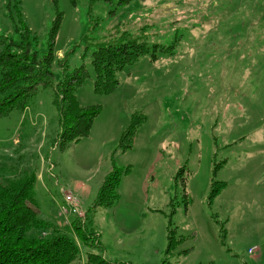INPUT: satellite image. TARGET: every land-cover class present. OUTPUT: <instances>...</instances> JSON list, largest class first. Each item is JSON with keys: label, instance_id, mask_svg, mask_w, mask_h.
<instances>
[{"label": "rangeland", "instance_id": "374dc122", "mask_svg": "<svg viewBox=\"0 0 264 264\" xmlns=\"http://www.w3.org/2000/svg\"><path fill=\"white\" fill-rule=\"evenodd\" d=\"M18 2L40 58L60 14L54 85L0 118V188L32 180L35 210L52 225L29 235L75 239L73 264L89 253L122 264H264V0H0V35L16 46ZM127 38L151 53L117 73L112 94H96L94 52ZM83 66L90 78L76 96L102 111L88 137L61 151L56 96ZM134 114L145 122L121 152ZM113 167L130 170L120 198L95 207ZM217 182L225 187L210 199ZM172 229L183 241L168 255Z\"/></svg>", "mask_w": 264, "mask_h": 264}, {"label": "trees", "instance_id": "16d2710c", "mask_svg": "<svg viewBox=\"0 0 264 264\" xmlns=\"http://www.w3.org/2000/svg\"><path fill=\"white\" fill-rule=\"evenodd\" d=\"M131 0H121L122 4ZM11 7V6H10ZM10 10V17L22 25V44L16 46L0 35V118L8 116L14 110L24 112L31 97L38 87L54 85L55 75L52 66L56 60L55 39L60 29V14L53 22L49 51L42 58L32 51L30 36L32 31L27 26L21 8V2ZM16 22V21H15ZM19 33V28H17ZM18 48L19 52L13 51ZM157 47H153L156 51ZM151 53L145 42L127 38L125 42L101 46L93 54L95 74L94 92L99 95L112 94L119 86L117 73L135 64L142 56ZM154 57V56H153ZM66 63L63 64V67ZM90 72L84 66L68 75L60 85L55 104L59 111L61 133L58 147L61 151L79 142L91 134L95 119L100 115V106H83L76 91L86 80ZM143 116L134 114L124 131L119 144L121 152L130 150L137 130L145 122ZM130 170L113 171L104 182L97 197L95 207H111L119 200L118 189L121 179ZM181 172H179V175ZM224 183H214L210 199L219 194ZM33 181H11L0 188V264H73L81 251L76 240L56 231L52 237L45 234L31 236V231L46 232L52 225L43 220L35 210ZM83 223L76 220L74 231L81 240L89 245L90 239L83 231ZM172 224V223H170ZM183 238L176 237V230H169L167 254H172ZM84 264H122L107 260L95 253H89ZM164 264H170L165 262Z\"/></svg>", "mask_w": 264, "mask_h": 264}, {"label": "built area", "instance_id": "2783aa9c", "mask_svg": "<svg viewBox=\"0 0 264 264\" xmlns=\"http://www.w3.org/2000/svg\"><path fill=\"white\" fill-rule=\"evenodd\" d=\"M66 200L68 203H71L70 207H72V212H76L81 215L82 210L78 209V205L76 204V201L74 203V200H72L70 195L66 198Z\"/></svg>", "mask_w": 264, "mask_h": 264}]
</instances>
